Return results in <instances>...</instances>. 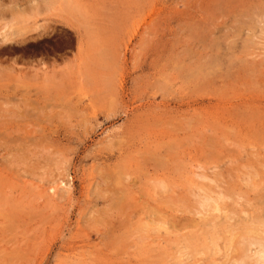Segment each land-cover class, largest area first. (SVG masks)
<instances>
[{"label": "rangeland", "instance_id": "1", "mask_svg": "<svg viewBox=\"0 0 264 264\" xmlns=\"http://www.w3.org/2000/svg\"><path fill=\"white\" fill-rule=\"evenodd\" d=\"M0 39V264H264V0H0Z\"/></svg>", "mask_w": 264, "mask_h": 264}, {"label": "bare ground", "instance_id": "2", "mask_svg": "<svg viewBox=\"0 0 264 264\" xmlns=\"http://www.w3.org/2000/svg\"><path fill=\"white\" fill-rule=\"evenodd\" d=\"M8 26H9V25H8ZM5 31H6V30H5ZM9 31H10V30H9ZM6 34H7V33H6ZM3 35H4L3 37H5V34H3ZM22 35H23V34H22ZM22 35H21L20 37H23ZM7 36H8V35H7ZM3 39H4V38H3ZM6 39H7V38H6ZM0 40H1V39H0ZM10 40H11V39H10ZM10 40L7 39L8 42H9ZM4 41H5V40H4ZM6 43H7V42H6ZM9 43H10V42H9ZM0 44H2V43H0ZM13 44H14V43H13ZM3 46H4V45H3ZM1 47H2V45H1ZM8 47H9V46H8ZM2 48H4V47H2ZM2 48H1V49H2ZM15 48H16V47H15ZM6 49H7V48H6ZM0 51H1V50H0ZM0 68H1V67H0ZM4 86H5V85H4ZM0 108H1V107H0ZM207 193H208V192H207ZM220 196H221V195H220ZM204 197L207 199L208 196H207V197L204 196ZM221 197H222V196H221ZM200 198H201V197H200ZM203 199H204V198H203ZM215 199H216V198H215ZM202 201H203V200H202ZM202 201H200V203H201ZM207 201H209V200H207ZM204 202H205V201H204ZM202 203H203V202H202ZM202 203H201V204H202ZM218 203H220V202H218ZM203 204H204V203H203ZM203 204H202V205H203ZM212 204H213V203H212ZM220 204L222 205V202H221ZM213 205H214V206H213V209H214V210H218L219 207L222 208L221 205H220V206H217L215 202H214ZM224 210H225V209H224ZM226 211H227V210H226ZM218 212H219V213L221 212V214H222V210H221V211L218 210ZM223 212H224V211H223ZM221 214H220V215H221ZM224 214H225V213H224ZM216 215L218 216L219 214L217 213ZM204 216H205V215H204ZM207 216H209V215H207ZM227 216H228V215H226V217H227ZM215 217H216V216H215ZM221 217H222V216H221ZM221 217H220V223L222 224V222H221V221H222V220H221ZM223 217H224V216H223ZM223 217H222V219H223V222H224V219H225V220H227V219H226V218H223ZM229 217H230V216H229ZM210 218H211V217H210ZM218 224H219V221H218ZM224 224H225V223H224ZM210 225H211V224H210ZM214 225H215V224H214ZM222 225H223V224H222ZM229 225H231V224H229ZM242 225H244V224H242ZM216 226H218V225H216ZM216 226H215V227H216ZM226 226H227V225H226ZM248 226H249V225H248ZM221 227H222V226H221ZM224 227H225V226H224ZM232 227H234V226H232ZM237 227H238V224H237ZM244 227H245V226H244ZM244 227H243V228H244ZM226 228H227V227H226ZM228 228H229V227H228ZM239 228H240V227H239ZM219 229H220V224H219ZM222 229H223V228H222ZM229 229H230V228H229ZM259 229H260V228H259ZM229 231H230V230H229ZM234 231H235V230H234ZM258 231H259V230H258ZM232 232H233V231H232ZM237 232H238V231H237ZM214 233H215V232H214ZM227 233H228V232H227ZM246 234H247V233H246ZM248 234H249V233H248ZM257 234H259V233H257ZM231 235H232V234H231ZM251 235H252V234H251ZM251 235H250V236H251ZM253 235H255V233H254ZM259 235H261V234H259ZM250 236H248V237H250ZM256 236H257V235H256ZM248 237H247V238H248ZM259 237H260V236H259ZM225 238H226V236H225ZM251 238H252V237H250V240H249V241H251V240L253 239V238H252V239H251ZM261 238H262V237H261ZM261 238H260V239H261ZM230 241H231V240H230ZM249 241H248V243H249ZM261 241H263V240H258V241H256V242H261ZM240 242H241V241H240ZM244 242H245V240H244ZM256 242H255V243H256ZM241 243H242V242H241ZM248 243L246 242L247 245H248ZM261 243H262V242H261ZM263 243H264V242H263ZM249 244L251 245V243H249ZM253 244H254V243H253ZM247 245H246V246H247ZM250 245H249V246H250ZM227 246H228V245H227ZM246 246H244V247L241 248V249H242V252H243L244 250L246 251V248L248 247V246H247V247H246ZM254 249H255V248H254ZM247 250H250V249L247 248ZM262 251H263V250H262ZM249 252H250V251H249ZM260 252H261V251H260ZM244 255H245V254H244ZM246 255H247V253H246ZM246 255H245V257H246ZM260 255H261V254H260ZM245 257H244V258H245ZM247 257H248V255H247ZM262 257H263V256H262ZM255 259H256V258H255ZM262 259H263V258H262ZM237 260H238V259H237ZM240 260H241V259H240ZM248 260H249V259H248ZM260 260H261V258H260ZM246 261H247V260H246ZM246 261H245V262H246ZM232 262H233V261H232ZM248 263H249V262H248ZM240 264H242V263H240ZM249 264H250V263H249ZM255 264H256V262H255ZM257 264H258V263H257Z\"/></svg>", "mask_w": 264, "mask_h": 264}]
</instances>
